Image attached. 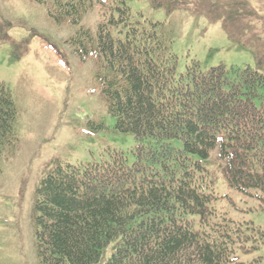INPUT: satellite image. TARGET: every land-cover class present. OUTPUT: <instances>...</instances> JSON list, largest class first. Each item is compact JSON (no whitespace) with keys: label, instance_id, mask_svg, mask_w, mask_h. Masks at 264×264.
<instances>
[{"label":"trees","instance_id":"16d2710c","mask_svg":"<svg viewBox=\"0 0 264 264\" xmlns=\"http://www.w3.org/2000/svg\"><path fill=\"white\" fill-rule=\"evenodd\" d=\"M35 1L74 23L93 7V0ZM100 1L96 34L83 29L75 39L84 59L96 54L107 68L99 75L103 94L116 128L134 134L138 158L129 164L124 152L110 151L101 162L56 161L36 190L42 264H99L106 250L104 264H264L263 257L238 260L237 247L258 249L264 233L215 209L203 163L218 149L230 186L264 193V74L223 63L203 70L196 60L178 72L163 24L134 12L131 0ZM153 5L168 14L193 5L212 20L222 16L234 40L243 38L248 18L255 30L264 19L247 0ZM231 17L241 18L242 29L232 28ZM244 46L252 47L250 39ZM255 52L264 66V53ZM17 118L12 91L0 80V157L17 140Z\"/></svg>","mask_w":264,"mask_h":264},{"label":"rangeland","instance_id":"374dc122","mask_svg":"<svg viewBox=\"0 0 264 264\" xmlns=\"http://www.w3.org/2000/svg\"><path fill=\"white\" fill-rule=\"evenodd\" d=\"M247 1L264 17V0ZM129 5L163 24V33L173 40L179 58L178 72L196 60L203 70L223 63L250 65L264 74L255 52L264 53V19L256 21L255 30L248 18L243 38L234 40L222 16L212 20L193 5L171 14L154 7L153 0H131ZM104 12L101 1L93 0V7L74 23L70 17L55 18L46 4L35 0H0V80L10 87L18 109L17 140L0 157V264H42L36 190L56 161L101 162L110 151L124 152L129 164L138 158L134 134L116 128V117L103 94L99 75L106 74L107 68L96 54L84 59L75 39L83 29L96 34ZM240 20L231 17L232 28L242 29ZM247 39L252 47L244 46ZM203 163L217 197L215 209L264 233V193L230 186L218 149ZM110 252L105 251L99 264L105 263ZM236 254L243 262L264 258V243L251 252L237 247Z\"/></svg>","mask_w":264,"mask_h":264}]
</instances>
